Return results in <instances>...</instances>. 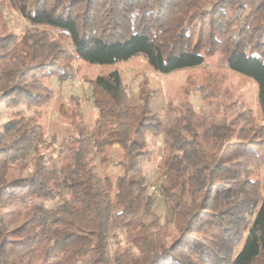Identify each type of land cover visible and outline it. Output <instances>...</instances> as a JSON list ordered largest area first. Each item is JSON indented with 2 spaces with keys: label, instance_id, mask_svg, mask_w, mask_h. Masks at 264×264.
Instances as JSON below:
<instances>
[{
  "label": "trees",
  "instance_id": "obj_1",
  "mask_svg": "<svg viewBox=\"0 0 264 264\" xmlns=\"http://www.w3.org/2000/svg\"><path fill=\"white\" fill-rule=\"evenodd\" d=\"M7 7L30 25L20 37L3 20ZM216 52L254 81L264 121V0H0V101L12 109L0 129V264H264V179L250 168L264 163V124L251 115L203 117L184 102L166 125L151 108L158 90L144 81L134 100L113 68L88 80L92 123L70 96L58 106L68 139L57 156L39 151L49 81L74 79L75 61L143 56L171 73ZM195 89L210 102L209 89ZM159 134L163 223L143 171L154 156L147 136ZM113 152L121 172L100 173ZM13 163L25 175L7 179ZM170 223L178 236L166 245Z\"/></svg>",
  "mask_w": 264,
  "mask_h": 264
},
{
  "label": "rangeland",
  "instance_id": "obj_2",
  "mask_svg": "<svg viewBox=\"0 0 264 264\" xmlns=\"http://www.w3.org/2000/svg\"><path fill=\"white\" fill-rule=\"evenodd\" d=\"M3 20L9 30L20 37L30 27L26 19L17 11L7 7L3 12ZM41 29L50 30V34L66 49L70 50L71 45L68 39L59 38L57 32L48 27ZM202 42H206L204 35ZM77 68L76 76L72 80L53 77L49 81L54 94L48 106L43 108L39 123L43 128L44 143L39 151H49L57 156L61 144L68 139L71 125L68 120L63 118L58 112V106L65 102L70 96L77 98L81 103V111L86 116L89 123L95 117V108L92 104V96L88 80L100 73H105L113 68L120 71L130 96L137 100L139 89L146 81L149 87L158 90L159 95L151 103V108L161 117L166 125H170L174 115L177 114L178 107L184 102L191 103L195 110L203 117H211L216 114L234 116L240 115L244 118L251 115L258 123L264 124L260 109L257 103V87L253 80L237 72L228 69L222 60L221 54L216 52L214 55L207 56L200 66L177 70L171 73H157L147 63L143 56H136L125 62H118L113 65L90 64L85 61L77 60L74 62ZM203 85L211 92L210 102L202 99L195 86ZM12 109L0 101V129L2 124L11 116ZM30 115L33 112L28 110ZM149 146L154 151L152 160L146 161L143 171L148 179V193L154 195L153 214L156 215L160 223H163L166 215V207L159 189L161 179L158 175V163L162 154V135L147 136ZM46 147V148H45ZM4 153L0 151V163ZM29 156L26 158L28 159ZM116 154L112 153V160L108 164H98L100 173H109L113 176L121 172V167L117 164ZM28 167L31 163H28ZM18 163L10 164L6 174L7 179L24 176L26 170H20ZM252 176L264 179V163L252 164ZM53 202H47L52 204ZM150 217H144L145 223L150 222ZM20 221V217L12 219L9 226L15 225ZM178 236V231L173 224H169L165 229L163 242L171 244ZM71 241H78V236H71ZM122 246L126 245L124 242ZM113 244L108 247L111 257ZM37 264V263H36Z\"/></svg>",
  "mask_w": 264,
  "mask_h": 264
}]
</instances>
